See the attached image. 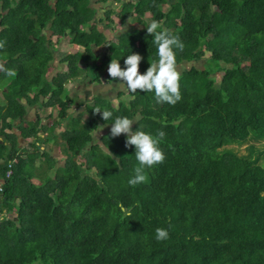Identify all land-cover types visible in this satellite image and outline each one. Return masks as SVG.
Wrapping results in <instances>:
<instances>
[{
    "label": "trees",
    "instance_id": "trees-1",
    "mask_svg": "<svg viewBox=\"0 0 264 264\" xmlns=\"http://www.w3.org/2000/svg\"><path fill=\"white\" fill-rule=\"evenodd\" d=\"M116 1L142 27L111 38L99 21L112 27L115 10L105 7L98 20L92 0H0V65L14 73L0 71L2 132L24 118L22 98L49 95L45 104H58L65 121L66 147L63 163L42 164L44 181L35 183L34 154H16L0 141V264H264V165L225 148L264 138V0ZM147 15L184 43L183 51L174 49L177 66L209 53L202 68L179 71L182 99L170 105L157 103L154 91L119 90L116 103L97 94L70 115L76 99L66 81L113 80L105 74L111 59L123 69L133 53L143 57L141 73L158 59ZM63 36L80 49L49 81ZM126 92L130 99L122 98ZM98 106L113 117L104 121L93 112ZM117 116L136 120L133 131L166 134L164 162L146 168V182L134 187L128 180L139 164L126 135L95 137ZM39 132L32 124L29 135ZM156 228L167 229L169 239L158 242Z\"/></svg>",
    "mask_w": 264,
    "mask_h": 264
},
{
    "label": "clouds",
    "instance_id": "clouds-1",
    "mask_svg": "<svg viewBox=\"0 0 264 264\" xmlns=\"http://www.w3.org/2000/svg\"><path fill=\"white\" fill-rule=\"evenodd\" d=\"M147 34L153 37V43L157 48L158 59L150 63L146 73L140 74L139 65L143 57L138 53L130 54L124 60L125 67L122 69L120 61L111 59L108 65V74L113 80H119L127 90L135 94L137 90L143 92L154 91L157 103L175 105L182 99L180 93L181 73L177 70L176 52L174 49L183 51L185 45L178 35L163 28L159 21L153 20L147 27ZM5 46V41H0V49ZM0 71L7 75H13V70L5 69L0 65ZM111 81V80H110ZM96 114L106 121L113 117V113L107 109L102 110L99 106L93 109ZM136 122L127 116H117L111 124L110 135L115 138L121 134L126 135L125 147L135 148V158L139 166L134 169V175L128 180L130 186H137L146 182V168H152L165 160V154L159 147L165 137V132L158 130L155 135L141 131H133L132 125ZM102 130V128H101ZM155 239L165 241L169 239V232L165 228L155 229Z\"/></svg>",
    "mask_w": 264,
    "mask_h": 264
},
{
    "label": "rangeland",
    "instance_id": "rangeland-1",
    "mask_svg": "<svg viewBox=\"0 0 264 264\" xmlns=\"http://www.w3.org/2000/svg\"><path fill=\"white\" fill-rule=\"evenodd\" d=\"M92 1H93L92 4L94 6H97L100 10L99 13H97V18L100 17L103 19L105 17V15H104L105 7H112L115 10V12L113 14V18L115 19L113 22V26L108 29V32H109L108 34L111 38H114L116 35L122 34L124 31L131 30V29H133V27H142V23L140 25L138 23V21L135 22L136 17L133 16L131 14V12H129V11L121 12L123 10L122 9L123 5L120 2H118V3L114 2V5H113V1L109 0L107 2L109 4L98 3L95 5V2H94L95 0H92ZM143 20L148 25L152 22V19L148 16L146 18H143ZM146 23H145V25H146ZM100 25L103 26L104 21H102V23H100ZM47 32H48V37L52 36V32L50 30H47ZM55 39H57V38L55 37ZM56 42H57V45H56L57 49L55 50V60L51 64L52 65L51 73L52 72L54 73L55 71H57L59 66L61 68L67 69V61L64 60L65 56L68 55L69 53L73 54L75 51H77V49H76L77 47L80 49V47L77 45H72L73 47H71L68 36L67 37L63 36L62 38H59ZM64 45L68 46L67 51L63 50ZM98 51L102 55L101 56L102 59H104L105 52H107L106 47L105 46L99 47ZM208 57H209V53H207V55L204 58L200 59L199 61H192V62L183 63L180 66H177V70L178 71L184 70L186 68H189L191 65H195V66L202 68L206 64V62H207L206 60ZM107 69L108 68L105 69V72H106L105 74H108ZM144 73H146V72H144ZM144 73L140 72V74H144ZM215 75L217 77V80L219 81L221 79V73H216ZM73 81L74 80L66 81L65 87L70 83L76 82V81H74V82ZM5 84L6 83H2V85H5ZM50 84H51V82L47 84V87H50ZM2 85L0 84V87ZM70 89L72 92V96L76 98V101L70 102L71 106L68 109V113L72 116H75L79 112L83 111L85 109V104H93L94 96L97 94H103L105 96H109L112 98L113 102L116 103L119 99V97L117 95L118 91L119 90H127L126 86L124 84L120 83L119 80L108 81L105 77L103 78L102 83H89L88 79H86L85 81L81 82L80 84H76L75 87L73 85H70ZM3 90L4 89H1L0 95L2 94ZM122 98L130 99L131 96L128 92H126V94L124 96H122ZM58 112H59V110H58ZM58 114L59 113H57V110H56L55 115H58ZM69 121L70 120H68V122ZM63 126H64V124H63ZM101 128H102V130H101ZM64 129H65V127H63V131H64ZM109 130H110V127L101 125V127L95 131L96 139L99 142H101L100 141L101 136L103 134L107 133ZM122 135H125V134H122ZM225 148L235 150L238 154L251 157V158L255 159L256 161H258V163H262V165H264V138H257L255 136H251L250 138H248L244 142L233 144V145L228 144ZM64 151H66V147H64ZM65 154H66V152H65ZM42 164H43V168L46 167V165L44 166L45 162ZM38 167H42V165L40 166V164H39ZM35 183H38V181H35Z\"/></svg>",
    "mask_w": 264,
    "mask_h": 264
},
{
    "label": "crops",
    "instance_id": "crops-1",
    "mask_svg": "<svg viewBox=\"0 0 264 264\" xmlns=\"http://www.w3.org/2000/svg\"><path fill=\"white\" fill-rule=\"evenodd\" d=\"M113 5L114 2L118 3L119 1L112 0ZM93 2V1H92ZM95 5L98 4V2L95 0ZM103 3V2H100ZM122 4V2H120ZM104 4H109V3H104ZM93 5V4H92ZM93 7H97L94 6ZM99 8L97 7V13H99ZM149 17V15H147ZM145 16L144 18H146ZM136 17V16H135ZM98 20L102 19L100 17L97 18ZM104 21V25H100L101 22H99V28L102 31H107L108 29L106 27V21ZM141 25L139 22V19L136 17L135 22H137ZM109 33V32H108ZM71 44L72 45L75 44ZM77 49V48H76ZM65 51L68 50V46L64 45ZM71 52V51H70ZM52 65L48 69V80L52 81L54 75L58 73L59 71H64L66 69L61 68L60 66L58 67L57 71L54 73H51ZM64 69V70H63ZM76 81V82H74ZM73 82L68 84L65 88L69 92L72 98H75L72 96V92L70 89V85H73L74 87L76 84H80V80L75 79ZM102 83V82H101ZM34 93L31 94V97H33ZM76 99V98H75ZM51 99L48 96H41L40 100L34 102V103H28V100L26 98H22V103L26 105V114L24 118H17L14 120H10L9 122L12 123L11 128H6L5 129V134H3L2 129H1V121H0V141H4L6 143V146L9 151L16 150V154L23 155L24 157L28 155L29 153L34 154V166L33 168V180L38 181V183H41L44 181L43 179V168L38 167L39 163L40 166L42 163L45 162V165L47 166L49 164V161L51 158H54L56 163L58 165L63 163V160L66 157L65 151H64V145L65 141L64 139L61 138L60 134L63 132V124L65 123L64 120L59 118V114L55 115V111L57 110L58 112V104L50 103V104H45L46 102L50 101ZM5 100L2 97V94L0 95V105H5ZM58 105V106H57ZM71 106V105H69ZM59 122V124L54 128V123ZM32 124L34 126H37L40 129L39 132V137L36 138L34 136H30L29 132L31 130ZM37 124V125H36ZM61 124V125H60ZM8 136V138H7ZM32 144H35L37 148H33ZM46 151V154H43V152ZM41 154V156H40ZM3 178L0 177V180ZM3 183V182H2Z\"/></svg>",
    "mask_w": 264,
    "mask_h": 264
},
{
    "label": "built area",
    "instance_id": "built-area-1",
    "mask_svg": "<svg viewBox=\"0 0 264 264\" xmlns=\"http://www.w3.org/2000/svg\"><path fill=\"white\" fill-rule=\"evenodd\" d=\"M9 170L7 171V177H9L12 173V163L9 164ZM4 190V185L3 183L0 181V193H2Z\"/></svg>",
    "mask_w": 264,
    "mask_h": 264
}]
</instances>
